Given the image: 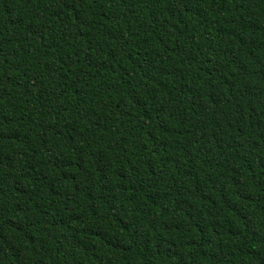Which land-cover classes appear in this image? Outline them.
<instances>
[{
    "label": "trees",
    "instance_id": "1",
    "mask_svg": "<svg viewBox=\"0 0 264 264\" xmlns=\"http://www.w3.org/2000/svg\"><path fill=\"white\" fill-rule=\"evenodd\" d=\"M0 264H264V0H0Z\"/></svg>",
    "mask_w": 264,
    "mask_h": 264
}]
</instances>
